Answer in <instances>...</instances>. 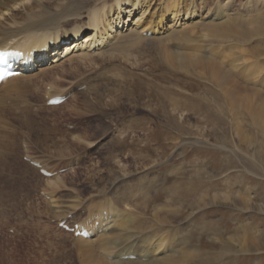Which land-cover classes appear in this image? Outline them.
Here are the masks:
<instances>
[{"label":"rangeland","instance_id":"obj_1","mask_svg":"<svg viewBox=\"0 0 264 264\" xmlns=\"http://www.w3.org/2000/svg\"><path fill=\"white\" fill-rule=\"evenodd\" d=\"M213 1L209 0L207 6L213 7L216 0L214 4ZM229 6L234 14L246 16L250 13L255 18L260 17L258 22L264 25V0H232ZM178 24L179 28L186 26L184 20ZM169 25L167 22L166 26ZM243 26L241 22L234 27ZM154 37L151 34L148 40L134 44L130 49L133 54L127 58L119 55L115 60L113 58L104 63H99L97 58L83 68L74 61L64 60L45 75L27 76L23 82L29 80L30 88L22 86L20 90L13 91L5 84L3 96L9 98V103L19 113L26 114L27 119L23 122L12 113H7V102L6 109L0 108V264H81L83 256L76 248L77 238L57 230L52 219L65 217L68 213L63 211L69 210V213H76L75 218L79 220L89 208L87 216L91 211L98 215L97 204L95 207L93 204L95 201L99 204L108 196L118 206L123 204L122 201H128L126 206L143 222L165 223L169 227L180 224L176 234L182 242L176 243V248L193 252V259L188 264H264V177L244 172L241 163L227 152L233 148L241 156L247 149L250 152L248 155H251L253 146L262 143L264 132L259 130H264V118L258 107L262 103L258 91L249 98L233 92L239 100L233 101V97L226 99L216 84L207 80L205 70L195 66L187 71L178 66L177 61H174L177 65L168 62L157 51ZM206 43L221 46V50L216 49L220 50L217 53L219 56L230 48L234 49L237 63H248L244 64L251 69V73L254 71L260 75L254 79L256 85L249 83L248 87H261L263 72L260 74L258 68L263 67L261 70L264 71V43L261 39L253 37L244 43L236 40L221 43L211 39ZM240 49L247 53L243 58L239 57ZM73 72L78 73L71 75ZM88 76L90 83L86 79ZM73 84H78L76 87L87 86L59 105L42 108L43 86L51 85L54 91L66 94L74 89ZM207 88H213L221 97L213 98L217 103H210L212 93ZM201 101L204 107L210 104L209 109L218 124L200 115L202 110L189 116L182 111V105L196 106ZM229 102L232 105L228 106ZM231 112L240 114L242 124L239 123L241 128L246 129L252 146L247 145L246 148L233 133L236 121L233 122ZM99 131L104 133L100 135ZM112 138L119 143L110 144ZM189 139H200L204 144L192 148L184 144ZM23 143L29 149L28 156L40 161L48 171L72 167L45 178L21 159ZM13 148L16 149L15 154ZM226 154L232 162L228 163ZM197 164L207 167H199L200 172L194 173L193 167ZM211 166L213 170L208 171ZM127 172L139 174L126 178L124 182L128 184H118L109 192L110 181ZM56 177L62 184H57L59 187L55 186L53 191L47 183ZM180 184L194 189L187 191L190 194L186 195V199L169 200V189L166 187L181 188ZM243 191L251 196L248 207L239 199ZM201 194L207 196L205 206L199 200ZM227 194L231 195L230 200L224 199ZM51 197L57 199V210L50 204ZM91 197L95 198L93 202H89ZM144 198L149 204L145 214L141 210L143 204L140 205ZM197 202L199 208H196ZM76 203L79 205L72 208L71 204ZM133 203H137V208ZM175 210L178 214L173 215ZM53 211L62 215H53ZM7 225L15 227L22 236L19 234L14 239H5L3 233ZM95 236L92 233L91 238ZM187 236L189 243L183 239ZM101 255L104 256V253Z\"/></svg>","mask_w":264,"mask_h":264},{"label":"bare ground","instance_id":"obj_2","mask_svg":"<svg viewBox=\"0 0 264 264\" xmlns=\"http://www.w3.org/2000/svg\"><path fill=\"white\" fill-rule=\"evenodd\" d=\"M208 1L209 0H0V50L19 48L28 52L32 50L39 51L41 47L46 46L50 40H53L49 55L51 58L47 61L45 59L38 60L40 63L36 72L12 76L0 83V108L6 109L5 104L9 99L3 96L5 84H7L8 89L13 91L20 90L22 86L30 88L31 83L29 80L23 82L25 78H28L27 76L32 75V78L33 75L49 73L52 68L59 67L64 60L70 62L74 61L77 66L83 68L84 65L85 67L89 66V62L97 58H99L97 60H100L99 63L101 61H103V63L104 61H110V59L113 58L115 60V57H119V55L127 58L133 54V52H130L134 44L149 39V36L143 35L144 31H149L153 34V37H156L157 51L163 55L168 62L172 65H177V63H179L178 66H181V68L187 71L190 70V67L194 68L195 66L203 71L205 70L208 73L207 80L213 85L216 84L215 86L226 99L228 98V100H230L231 97H233V101L239 100L233 92L242 94V97L246 96L249 98L254 92L257 93L258 91L257 95L259 96L260 102H262L258 107L260 115L264 118V71L261 70L263 67H258L260 74L263 72L260 82L261 87H250V89L248 87L249 83L256 85L254 79L260 77V75L255 74L254 71L251 73V69L245 65L248 63L242 61V64H238L237 58L234 57V49L230 48L228 52H222L219 56L217 53H219L222 47H217L215 45L210 46L211 44L209 45L206 43L211 39L221 43L234 40L244 43L245 41L251 40L253 37L261 39L264 43V25L261 26L259 24L260 22H258V19L260 17L255 18L250 13H247L248 15L246 16L234 14L229 6L232 0H224L223 2L222 0H216L213 7L207 6ZM125 18L126 20H124ZM182 20H184V25L186 24V26L177 27V24ZM194 20L195 22H193ZM167 22L171 24L168 27L166 26ZM241 22L244 24L243 28L234 27ZM200 42H202L201 45L199 44ZM184 44L186 47H180V45ZM184 48H186V50ZM219 48L220 50L217 51L216 49ZM61 49L64 51L62 50V52ZM239 51L241 52V56L239 57L243 58V56L247 54L244 49H240ZM35 57L39 58L40 54L38 53ZM174 61H177V63ZM72 74L76 75L75 72L71 73V75ZM102 75L103 74H101V76ZM89 78L88 76L86 79H88L87 81L90 83L91 80ZM49 87L52 89L51 94H62L61 92L54 91L51 85H49ZM93 89L94 88H92V91ZM88 91L87 95L89 93ZM207 91L212 93L210 103H217L213 98H221L214 92L213 88H207ZM94 92L96 93V91ZM11 93L9 95H11ZM24 94L26 95V92ZM230 105H232V102L228 104V106ZM182 106V111L186 112V116L190 114L195 115L197 111L202 110V112L199 113L200 115H204V117L210 120L213 119L211 121H214L215 125L216 123L218 124L216 116L214 117L211 109H209L210 104H205L204 107L201 101L200 104L196 106ZM230 109L233 111L232 107H230ZM230 109L229 111H231ZM231 115H233V122L236 121V123H234V130H232L233 133H235L246 148L247 145L248 147L252 146V140L248 137L246 129L241 128L240 123L242 124V122L239 120V117H241L240 114L231 112ZM221 130L223 131L224 129L221 128ZM259 131L264 132V130ZM103 133L104 132L99 131L100 135ZM262 135L264 136V134ZM104 139L106 138L102 140ZM114 139L112 138L110 140L111 143L109 141L108 144L119 143V141ZM199 140L200 139H189L186 140L184 144L192 148H197L203 146L200 144L203 142ZM262 140V143L258 146H253L254 148L251 149L253 153L251 155H248L250 152L247 151V149H245L244 155L241 156L233 148L228 149L227 152L233 154L234 156H232V158L241 163L244 172L252 175H262V177H264V137H262ZM90 143L92 144V142ZM214 147L216 146L212 148ZM217 147L221 148L219 146ZM222 147L225 146L222 145ZM229 157L230 156L226 154L228 163L232 162L230 160L231 157ZM195 162L198 161L196 160ZM204 162L205 161H203V163ZM207 166H204V164H197L193 167L195 168L193 172L199 173V167L206 168ZM212 170L213 167L211 166V169L208 171ZM178 171H176V173H178ZM135 174L139 173L132 172L128 174L127 172L115 176L109 183V192L114 188L116 189L118 184L121 185V183L127 181L126 178L135 176ZM58 180L59 178L56 177V179L54 178V180H51L47 185L49 184L51 186L49 188L53 190L55 186H58L57 184H62V182ZM125 184L124 186L126 187ZM238 186L241 188V185L237 184V187ZM137 189H140V187ZM137 189L135 190L138 191ZM166 189H169V200L175 198L179 200L180 197L185 198L186 195L190 194V192L187 191L194 188L181 185V188L171 186L166 187ZM246 191H243V196H239V199L242 204L244 203L245 207H248L250 204L249 197L251 196H249ZM115 192L117 191L115 190ZM103 194L106 196L105 193ZM230 196L231 195L227 194L224 196V199L230 200ZM206 198V194H201L199 197V200L204 202L203 205L208 200ZM98 199L101 200L102 198ZM123 199L124 198H122V200ZM56 200L53 198L50 200V204L54 210L58 209ZM94 200L95 198L91 197L89 202H93ZM103 200L104 201L99 204L97 203L98 201H95V204H93V207L97 204L98 215L91 211L88 216H85L86 219L82 222L83 226H81V228L86 229L90 237H77L76 248L79 249L78 253L83 256V258H81V264H188L193 259V252H191V250L189 252L186 249L182 251V249L176 248V243L182 242V239L176 234L177 226L180 224L175 225V227L174 225L169 227L167 224L165 225V223H146L140 218L138 219V216L130 211L129 207L126 206L128 205V201H122L123 204L118 206L110 196ZM77 204L78 203L71 204V207L75 208ZM129 205L131 206V204ZM133 205L137 208V203H133ZM140 205L142 206V212L145 214L149 206L146 199L143 203L141 202ZM195 205L197 206L196 208L200 207L199 202ZM177 210L173 211L172 214H178ZM64 212L69 213L70 211L67 210L63 211V213ZM58 213V211L52 212V214L56 216L62 215ZM96 222L98 223L97 225L95 224ZM189 226H191V224ZM173 227L175 228L174 231ZM187 231H189V228ZM92 233L97 236L91 238ZM183 239H186L187 243H189L188 236ZM102 253H104V256L101 255ZM129 255H134L136 258H123Z\"/></svg>","mask_w":264,"mask_h":264},{"label":"snow or ice","instance_id":"obj_3","mask_svg":"<svg viewBox=\"0 0 264 264\" xmlns=\"http://www.w3.org/2000/svg\"><path fill=\"white\" fill-rule=\"evenodd\" d=\"M0 78H3V73H0Z\"/></svg>","mask_w":264,"mask_h":264}]
</instances>
